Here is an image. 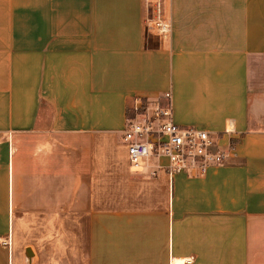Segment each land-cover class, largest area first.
I'll return each mask as SVG.
<instances>
[{
	"label": "crops",
	"instance_id": "1",
	"mask_svg": "<svg viewBox=\"0 0 264 264\" xmlns=\"http://www.w3.org/2000/svg\"><path fill=\"white\" fill-rule=\"evenodd\" d=\"M167 93L225 165L131 166L128 112ZM7 240L0 264H264V0H0Z\"/></svg>",
	"mask_w": 264,
	"mask_h": 264
},
{
	"label": "built area",
	"instance_id": "2",
	"mask_svg": "<svg viewBox=\"0 0 264 264\" xmlns=\"http://www.w3.org/2000/svg\"><path fill=\"white\" fill-rule=\"evenodd\" d=\"M163 34L170 32L168 24L158 22ZM160 100H138L127 116L123 141L128 149L131 166L139 168L150 157L168 160L170 180L184 172L191 177H200L211 167L223 166L230 157L231 149L220 145V136L194 127L179 126L173 121L171 95ZM4 246L9 242L1 241Z\"/></svg>",
	"mask_w": 264,
	"mask_h": 264
},
{
	"label": "rangeland",
	"instance_id": "3",
	"mask_svg": "<svg viewBox=\"0 0 264 264\" xmlns=\"http://www.w3.org/2000/svg\"><path fill=\"white\" fill-rule=\"evenodd\" d=\"M14 258H15V264H18V255L16 254V252H15V257Z\"/></svg>",
	"mask_w": 264,
	"mask_h": 264
}]
</instances>
